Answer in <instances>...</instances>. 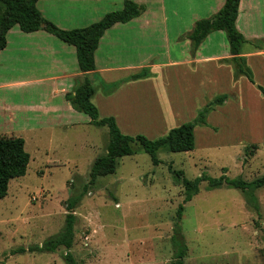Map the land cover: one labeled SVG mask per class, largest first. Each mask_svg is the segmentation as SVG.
<instances>
[{"label": "rangeland", "instance_id": "1", "mask_svg": "<svg viewBox=\"0 0 264 264\" xmlns=\"http://www.w3.org/2000/svg\"><path fill=\"white\" fill-rule=\"evenodd\" d=\"M194 14L200 20L210 16L198 0ZM257 21L245 31L249 41L243 45L244 52L264 50V7ZM221 37L229 53L227 34L222 32ZM214 39L208 48L220 50L221 38ZM249 63L256 82L264 86V61L253 57ZM218 115L212 124H221V131L210 132V126H202L201 131L208 133H198L194 151H161L162 163L154 166L151 157L135 145L137 153L121 158L115 174L98 178L87 189L95 158L107 151V127L85 124L69 130L65 152L43 154L31 146L29 133L21 137L14 131L12 135L4 123L0 136L23 138L31 162L26 176L13 180L8 196L0 200V264H66L64 247L54 253L31 249L63 230L68 203L77 198L81 200L74 211L71 252L78 264H175L172 238L185 189L170 167L189 180L226 174L251 184L264 177V96L245 91L240 111L233 107L230 119L221 122ZM76 137L81 142L100 141V147L94 152L74 148L71 143ZM248 192H253L255 203L241 189L208 190L207 182L200 185V193L184 205L180 221L188 247L185 264H264V186L254 191L250 186Z\"/></svg>", "mask_w": 264, "mask_h": 264}, {"label": "crops", "instance_id": "2", "mask_svg": "<svg viewBox=\"0 0 264 264\" xmlns=\"http://www.w3.org/2000/svg\"><path fill=\"white\" fill-rule=\"evenodd\" d=\"M131 1L144 6L145 11L131 22L116 24L105 33L95 53L96 69L90 73L81 72L74 46L45 30L24 33L16 26L8 32L7 47L0 53L1 133L6 123L12 135L14 131L21 137L29 133L28 141L38 153L65 152L69 130L93 125L88 115L74 110L66 99L85 80L95 89L92 102L98 108L100 119L112 117L123 135L143 134L150 140L168 135L191 119L194 121L209 102L227 95L225 103L207 117L210 128H206L217 133L221 131V124H212L213 117L219 114L220 122L229 120L233 107L242 109L245 91L264 96L248 65L253 57L264 61V50L244 52L242 47L241 54L235 57L228 53L221 37L223 31H219L209 35L193 52L188 35L200 20L194 14L196 0ZM124 2L39 0L38 9L60 29L74 30L99 22L111 11L123 9ZM198 2L205 5L208 19L224 7L226 0ZM263 7L264 0L240 2L236 26L247 42L245 31L257 25ZM217 36L221 38L220 50L209 49L208 43L214 44ZM154 49L156 52H150ZM237 59L245 61L254 84L238 72ZM143 72L148 76L133 78ZM19 97L31 100L21 102ZM202 126L195 128V149L198 133H208L201 131ZM79 137L71 143L72 147L92 152L100 147V141L81 142Z\"/></svg>", "mask_w": 264, "mask_h": 264}, {"label": "trees", "instance_id": "3", "mask_svg": "<svg viewBox=\"0 0 264 264\" xmlns=\"http://www.w3.org/2000/svg\"><path fill=\"white\" fill-rule=\"evenodd\" d=\"M39 0H0V53L7 47L8 32L18 26L24 33H35L40 30L56 36L58 39L77 49L79 68L83 73H90L96 69L95 53L100 41L105 33L116 24H126L138 18L145 11L144 6H140L134 1L125 0L122 10L106 14L102 20L90 26L63 30L54 23L44 18L38 9ZM241 0H226L224 7L214 16L196 22L193 30L188 35L192 42V50L196 52L200 45L214 32L223 31L227 34L230 52L237 57L241 54L243 45L247 42L244 35L237 29L236 22L239 16ZM238 72L244 74L250 82L254 84L251 71L245 66L243 59H237ZM148 76L147 72L134 76V79ZM264 95V87H258ZM95 89L89 80H85L79 85L74 93L66 95L74 110L88 115L91 123L95 126H106L109 128L110 140L107 146V153L98 157L90 171V182L85 186L95 185L98 178L116 173L118 161L127 156L137 153L135 145L147 153L154 164L159 166L162 161L158 157L161 151L171 153L192 152L195 149V128L196 126H207V117L216 107L221 106L227 100V95L216 97L209 102L198 114V117L189 123L172 129L168 135L156 140H150L143 135L135 137L123 135L116 124L114 118L100 119L98 108L92 102ZM258 149L257 145L252 146ZM248 152V151H247ZM252 155H248L251 157ZM249 159V158H247ZM31 162V155L25 147V140L21 137L0 136V200L8 196L10 183L26 176ZM170 170L180 178L185 189L183 204L178 210V223L174 228L172 242L175 248V264H185L188 247L182 235L180 221L184 205L191 202L200 193V185L208 183V190L227 188L241 189L247 193L248 200L253 203V192H248L249 187L256 190L264 186V177L249 184L242 179H230L226 174L219 178H212L202 175L195 180H189L182 171ZM80 198L70 200L68 203V214L63 230L57 235L46 240L41 247L36 246L32 252L54 253L59 248L64 247L66 264H78L71 252L75 240L76 216L74 211L80 203ZM255 203V202H254ZM21 252H25L22 250Z\"/></svg>", "mask_w": 264, "mask_h": 264}]
</instances>
